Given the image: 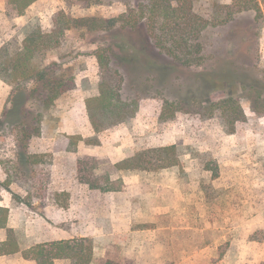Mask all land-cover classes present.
Here are the masks:
<instances>
[{
	"label": "rangeland",
	"instance_id": "rangeland-1",
	"mask_svg": "<svg viewBox=\"0 0 264 264\" xmlns=\"http://www.w3.org/2000/svg\"><path fill=\"white\" fill-rule=\"evenodd\" d=\"M147 2L100 0L86 7L65 0H36L23 15L14 16L9 14L6 0H0V46L5 42L18 45L28 26L48 30L58 10L77 18L116 19L115 26L106 31L72 26L57 47L36 58L40 66L51 62L62 65L75 78L74 87L50 107L34 103L43 93L30 96L26 90L15 96L12 86L0 79V205L8 208L7 226L17 230L26 243L91 237L95 251L92 264H103L108 256H124L133 264H259L264 261V114L251 109L239 88L234 90L245 119L231 134L225 132L217 116L204 118L192 107L167 119L160 113L163 99H174L173 91L185 89L193 73L222 67V61L232 60L238 69L264 75V18L256 20L254 12L248 10L226 24H217L212 17L215 0H196L195 9L206 20L189 41L200 42L202 50L192 56L190 69L178 64L179 68L161 81L163 85L158 82L157 67L148 73L144 62L135 67L124 65L114 46L121 40L122 22L132 21L138 7ZM144 19L140 18L134 30H125L151 48L155 61L177 64L153 46L142 24ZM156 28L161 33L159 24ZM103 44L115 47L113 66L124 75V91L130 94L138 90L128 87L136 75L138 82L152 78L155 85L141 90L139 82L142 92L135 115L94 133L85 100L98 93L94 51ZM225 94L220 83L209 95L217 99ZM185 103L190 105L189 99ZM24 116L29 129L38 125L39 132L32 134L22 149L16 143L21 135L15 133ZM71 135L82 138L75 150L58 149L70 144L67 137ZM90 138L98 142L86 144L84 139ZM168 144L177 145L182 169L126 171L123 189L111 193L89 189L76 177L80 156L112 162L142 148ZM28 154L40 155L41 162L27 164L24 156ZM215 165L217 176L212 178L211 167ZM100 170L101 166L96 171ZM135 176L138 185L131 182ZM111 208L130 218V232L115 216L118 230L112 233ZM4 237L5 230L0 229V240ZM0 264L34 263L15 253L1 256ZM54 264H69V260Z\"/></svg>",
	"mask_w": 264,
	"mask_h": 264
},
{
	"label": "trees",
	"instance_id": "trees-1",
	"mask_svg": "<svg viewBox=\"0 0 264 264\" xmlns=\"http://www.w3.org/2000/svg\"><path fill=\"white\" fill-rule=\"evenodd\" d=\"M34 1L36 0H6L8 12L14 16L23 15L26 8ZM65 1L88 7L99 3L100 0ZM195 1L148 0L145 5L139 6L138 15H135L132 21H123L120 25L121 40L114 45L120 51L118 55L120 62L130 67L139 66L140 62H144L143 65H146L148 73L153 67H157L159 83H162L164 77L168 76L173 69H178L179 65L190 69L192 56H197L202 50L200 42L189 41L190 36L194 33L198 34L206 20L195 9ZM213 8L212 17L218 20L215 23L221 25L232 21L238 13L248 10L254 12L256 20L264 18V0H231L229 3H219L215 0ZM141 17L145 18L142 24L147 35L153 39V46L177 64L173 62L163 65L155 61L151 56V48L138 42L125 30L127 28L134 30ZM115 21V18L104 19L96 16L77 18L67 11L58 10L51 17V27L48 30L40 26H28L18 45L5 42L0 46V79L12 86L15 96L26 90L30 96L43 93V96L36 98L34 103L44 108L50 107L59 96L74 87L75 78L62 65L51 62L40 66L35 62L36 58L57 47L65 32L72 26L83 25L91 30L106 31L115 26ZM158 24L161 33L156 30ZM114 46L103 44L94 51L99 69L98 93L85 100L88 121L94 133H99L133 117L138 109L141 90L155 85L151 81L152 78H145L144 81H139L142 85L140 90L141 86H137L139 77L136 75L132 77L128 87H137L138 90L130 94L124 91V75L117 66H113ZM231 61H222L224 62L222 67L193 73L185 89L179 93L176 90L173 91L174 99H167L168 97L163 99L161 118L167 119L177 111H187L192 107L204 118L217 116L225 132L231 134L235 131L236 124L245 119L235 88H239L255 113L264 114V75L238 69ZM154 79H156L155 76ZM220 83H223L226 88L225 96L211 98L209 95L211 90L217 88ZM29 84L32 86L28 88ZM188 99L190 105L185 103ZM25 117L17 127L15 126V134L21 135L20 138H16V143L20 144L22 149L26 148L29 137L39 132L38 125L29 129L25 123ZM38 121L39 119L36 122ZM67 138L70 144L60 145L58 149L75 150L77 142L82 140L79 135H71ZM84 141L86 144L98 142L96 138L84 139ZM24 157L29 165L41 162V156L38 154H28ZM100 166L101 170L97 172ZM181 166L182 158L177 145L168 144L136 150L116 162L98 156L83 155L76 159L75 172L77 179L86 184L89 189L116 192L122 190L124 186L123 172L158 171L172 167L182 169ZM211 169L213 170L211 176L215 178L216 165ZM7 217L8 208L0 205V229L5 230V237L0 240V256L20 253L23 259L30 260L34 264H54L56 260L63 259L69 260V264L93 263L95 259L93 238L78 236L26 243L17 230L7 226ZM103 264H133V262L124 256H108ZM259 264H264V261Z\"/></svg>",
	"mask_w": 264,
	"mask_h": 264
},
{
	"label": "crops",
	"instance_id": "crops-1",
	"mask_svg": "<svg viewBox=\"0 0 264 264\" xmlns=\"http://www.w3.org/2000/svg\"><path fill=\"white\" fill-rule=\"evenodd\" d=\"M126 156V155H125ZM124 156V157H125ZM124 157H122V158H124ZM122 158H120V159H118V160H121ZM118 160H116V161H118ZM116 161H112V162H116ZM124 173V172H123ZM123 173H122V179H124L125 177H124V175H123ZM139 179H138V177H136L135 176V178L134 179H132V181L131 182H133V183H135L136 185H138V183H139V181H138ZM123 189V188H122ZM121 191V190H120ZM112 192V191H111ZM110 192V193H111ZM116 192H119V191H116ZM129 192V194L131 193L130 191H128ZM132 195L134 194V191H133V193H131ZM116 213H118V215L116 214ZM110 219H111V226H112V233H117V230H118V228H117V226H116V224L114 223V218H115V216H118V219H120V220H122L123 221V224H124V226L126 225L127 226V229H125V230H128L129 232H130V218L127 216H125L123 213H121V210H117V209H113V208H111L110 209ZM157 228H160V227H157ZM71 238V237H70ZM63 239H66V238H63ZM55 240H58V239H55ZM1 257V256H0ZM183 260H185V258L184 259H182V261Z\"/></svg>",
	"mask_w": 264,
	"mask_h": 264
}]
</instances>
